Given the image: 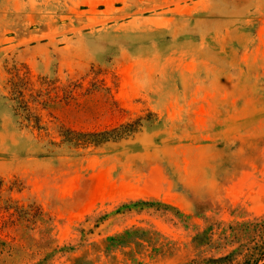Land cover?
<instances>
[{
    "label": "rangeland",
    "instance_id": "374dc122",
    "mask_svg": "<svg viewBox=\"0 0 264 264\" xmlns=\"http://www.w3.org/2000/svg\"><path fill=\"white\" fill-rule=\"evenodd\" d=\"M137 201L161 205L81 243ZM263 214L264 0H0V264L94 259L131 226L161 251L115 264H188L216 253L205 228Z\"/></svg>",
    "mask_w": 264,
    "mask_h": 264
},
{
    "label": "trees",
    "instance_id": "16d2710c",
    "mask_svg": "<svg viewBox=\"0 0 264 264\" xmlns=\"http://www.w3.org/2000/svg\"><path fill=\"white\" fill-rule=\"evenodd\" d=\"M131 126L127 124L103 132L75 134L83 139H78V141L98 144L122 139L135 131L128 129ZM155 205L161 204L144 201L128 202L123 203L110 214L94 212L92 215L86 216L83 222H92V227L80 228L78 231L82 239L80 241L84 243L86 241L84 239L85 235L92 234L94 229L99 228L111 215H122L134 209L143 210L144 208L155 207ZM164 207L171 209L169 206ZM173 209L179 219L185 218L177 209ZM162 237L159 232L152 228L131 226L120 232L108 235L99 242L90 243L89 247L94 252V259H91L90 253L86 251L81 257L75 258L73 264H95L100 261L101 257L107 260L103 264H115V253L117 252H122L126 260L138 263L139 257L146 255L144 253L148 249L151 251L148 257L152 260L161 251V247L157 246H161ZM193 242L197 249L205 248L209 249V252L215 251L216 253L204 256L201 254L203 251H201L197 254V258L191 260L188 264H264V214L241 223L212 224L201 233H198L194 237ZM79 245L83 246V244ZM68 249L73 250V248ZM204 252H207V250H204Z\"/></svg>",
    "mask_w": 264,
    "mask_h": 264
}]
</instances>
